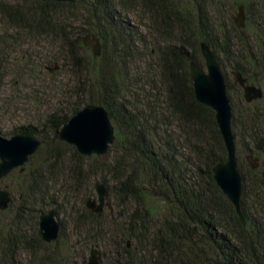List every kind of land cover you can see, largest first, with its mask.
I'll use <instances>...</instances> for the list:
<instances>
[{
    "label": "trees",
    "instance_id": "16d2710c",
    "mask_svg": "<svg viewBox=\"0 0 264 264\" xmlns=\"http://www.w3.org/2000/svg\"><path fill=\"white\" fill-rule=\"evenodd\" d=\"M230 1L118 0L126 10L140 3L152 15L161 38L156 39V50L162 76L158 81L152 72H147V90L140 86L130 67L140 54L137 45L147 40L125 22L113 0H23L21 5L0 0V17L20 39L21 33L26 39L49 38L62 47L60 56L51 55L41 64L43 69L53 60H62V68L69 66L73 74L82 77V70H90L92 65L90 71L95 79L89 92L78 89L77 99L68 103L69 108L49 113L42 124L24 125L18 134L38 138L39 148L50 143L46 160L52 162V169L57 164L64 168L65 178L73 181L78 190L97 176L110 182V196L121 222L103 226V212H92L84 205L91 198L87 191L79 219L93 240H112L104 246L117 256L118 264H264V110L244 115L241 127L248 141L243 144L235 130L240 127V114L227 84L243 181L244 223L214 179L213 167L227 160V150L215 111L197 100L190 73L193 60L205 67L203 42L211 47L222 69L223 62L234 57V41L238 51L249 46L246 28L234 22L236 5L242 1L231 2L229 19L236 31L222 22ZM251 4L253 7L255 3ZM260 14L255 37L259 39L261 56L255 54L246 60L252 65L251 74L243 65L234 64V73L241 72L253 85L257 83L255 76H260L256 72L264 74V13ZM16 35L11 38L17 40ZM87 35L101 39V55L85 51ZM28 54H21L26 67L38 65L25 61L38 54ZM261 99L247 102L244 98L242 105L249 107ZM87 104L104 106L115 127V140L104 154L110 159L101 166L91 160L103 155H82L58 136L61 127ZM241 147L258 159L257 168L252 167L249 157L241 159ZM62 173L44 168L29 175L18 172L30 180L22 186L20 204L14 211L17 229L9 232L10 255L20 247L34 250L36 245L48 246L38 236L30 239L21 227L31 219L37 225L42 211L57 206L58 190L53 182L56 185Z\"/></svg>",
    "mask_w": 264,
    "mask_h": 264
},
{
    "label": "rangeland",
    "instance_id": "374dc122",
    "mask_svg": "<svg viewBox=\"0 0 264 264\" xmlns=\"http://www.w3.org/2000/svg\"><path fill=\"white\" fill-rule=\"evenodd\" d=\"M1 1L13 5L16 3L21 5L23 2V0ZM113 1L119 8L120 15L125 22L127 24L129 23V26L132 27L133 30H137L138 35L144 36L147 40L145 44L137 43L140 54L137 56L136 62L130 65L132 75L139 81L140 86H144L146 83L145 81L148 80L147 72H152L154 78L160 81L162 69L159 65V54L156 50V41L161 38L157 35L152 15L145 11L138 2L132 4L128 7L129 9L126 10L121 5H118V0ZM238 1H242L243 3L236 5L234 22L239 26V22L235 20L239 13L240 5H244L246 14L244 28H246L245 35L248 37L249 46L242 47L240 51H238L237 43L234 41V61L233 59H231L233 62L225 60L223 62V71L229 86V94L234 102H236V108L240 114L238 117V127H240H236L235 130L239 135L240 141L243 140V144H246L245 141L248 140L243 135L244 131H242L243 129L241 127L242 120H244V115L248 112L264 110V97L260 101L253 102L249 107L242 105L244 101V91L236 82L234 64L237 62V64L243 65L244 68L249 71L252 65L246 60L255 54L261 56L260 48L257 45L259 39L255 37V31L257 16L262 17L260 13H264V0ZM186 2L189 3L192 2V0H186ZM231 2H233V0L227 3L228 7L226 9H228V11H225L224 16L222 15L221 18L223 20L222 22L224 24L226 22L227 27L230 29L232 28V31L235 32L236 30L231 26V20L229 19L231 17V9H233ZM253 2L255 4L252 7L251 3ZM256 12H259V15H257ZM14 35H16L17 40L11 38L14 37ZM21 36H23V38L20 39V35L16 30L11 29L0 17V135L7 138L18 134L21 130L20 128L24 125L31 123L42 124L49 113L69 108L71 105H68V103L72 104L77 99L78 89L89 92L92 80L95 79V75L91 74L90 71L92 65L89 67L90 70L85 68L82 70V77L73 74L69 66L67 68H62V60H53L52 63H48L46 70L43 69L41 64L45 63L46 59L51 55L60 56L59 49L63 51L62 47L57 43L51 42L49 38L36 39L35 37H31L26 39L22 33ZM13 42H15V44ZM86 46L87 50L85 51L93 53L92 46ZM24 52L29 53L28 56L30 53L33 54L36 52L38 54L37 57L28 58L25 59V61H29L30 64L35 62V64L38 63V65L26 67V64L21 60V54ZM87 56L88 55L85 54L86 58ZM96 63L99 64V62ZM30 69H36V72L37 70L39 71L38 73H34L31 72ZM251 73L252 72L249 71V74ZM256 73L260 76H255V81L257 83H254V85L260 86L264 90V74L258 71ZM144 87L147 90L150 89L149 85ZM49 144L50 143H48L45 148L38 149L32 160L26 164L27 169L24 171L28 172V175L31 174L32 171L41 168H44L45 171H54L55 174L64 171L62 176H59L57 184L55 185L53 182V186H56L55 189L57 188L58 190V192H55L56 196L58 195L57 206L49 207V209L55 208L58 212V220L61 222L59 238L56 242L47 243L48 246L41 244L36 245L38 248L34 250L20 247L14 253L12 252L11 255L9 254V232H13L12 230L17 229L14 223V211H16V207L20 204L22 186H26L30 180L29 176L26 174L19 175V169H15L0 181V187L6 188L12 197L8 210L0 211V264H83L90 256L92 246L106 253V255L102 257V264H118L117 256L107 252L108 249L104 246L105 244L109 245L108 243L112 240L109 242V240L104 237L93 240L91 235L88 234V227L79 219V214L83 211L81 205L84 193L87 191V194L90 193L89 197L97 198L96 183L103 182L107 187H110V182H105L101 176H97L96 178L94 177L95 179L93 178L92 182L90 181L82 186L81 188L83 189L78 190L80 188H78L73 181L65 178L66 175L64 174H66V170L64 168L60 169L59 164H57V168H51L52 162L46 160ZM241 145L240 143L239 147ZM62 148L64 151H67L64 145ZM250 155L251 154H249V152L247 153L243 147L239 149V156L241 159L246 160L245 158H252ZM109 159V155H103L98 160L94 161L92 159L91 162L101 166V162L109 161ZM98 169H100V167ZM54 179L57 178L54 176ZM84 205L86 207V203ZM102 212L103 217L100 218V221L103 226L111 227L113 223L115 224L117 221L121 222V219L117 217L118 210L115 209L114 200L111 196L106 202V206ZM21 229L23 232L25 231L27 236H30V239L34 238L36 240L38 236L40 239L39 241L44 243L39 234V219L37 225L34 220L31 219L29 223H24ZM117 238L118 237L115 239Z\"/></svg>",
    "mask_w": 264,
    "mask_h": 264
},
{
    "label": "water",
    "instance_id": "95a60500",
    "mask_svg": "<svg viewBox=\"0 0 264 264\" xmlns=\"http://www.w3.org/2000/svg\"><path fill=\"white\" fill-rule=\"evenodd\" d=\"M52 1L73 3L77 0ZM245 20V6L240 5L236 22H239L240 27H244ZM84 44L92 46L94 56L101 55L102 43L99 37L87 35L84 38ZM201 52L205 67L195 60L190 63L194 93L199 102L215 111L216 121L227 150V160L213 167L214 179L245 223L241 210L242 173L239 167L236 138L232 129L233 112L226 77L221 64L207 43L201 44ZM234 76L236 82L243 88L247 102L263 98L262 87L248 83L241 72H235ZM58 136L60 140L75 146L82 155H104L115 140V127L104 106L87 104L61 127ZM40 145L41 141L30 135L16 134L10 138L0 135V181L15 169L23 172L30 157L38 151ZM249 162L253 168L258 167L257 158H249ZM95 187L97 198H89L86 206L92 212L99 213L104 210L110 198V191L103 182L96 183ZM11 201L10 192L0 187V211L8 209ZM60 231L61 222L58 220L57 210L51 208L42 211L39 215V234L42 240L47 243L55 242L59 238ZM105 255L106 253L92 246L90 256L83 264H102V257Z\"/></svg>",
    "mask_w": 264,
    "mask_h": 264
}]
</instances>
